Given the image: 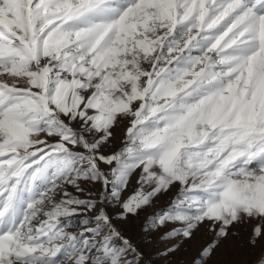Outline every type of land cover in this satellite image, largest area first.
Instances as JSON below:
<instances>
[{
  "label": "snow or ice",
  "instance_id": "6c2138e0",
  "mask_svg": "<svg viewBox=\"0 0 264 264\" xmlns=\"http://www.w3.org/2000/svg\"><path fill=\"white\" fill-rule=\"evenodd\" d=\"M173 189L164 256L264 250V0H0V264H140Z\"/></svg>",
  "mask_w": 264,
  "mask_h": 264
},
{
  "label": "rangeland",
  "instance_id": "374dc122",
  "mask_svg": "<svg viewBox=\"0 0 264 264\" xmlns=\"http://www.w3.org/2000/svg\"><path fill=\"white\" fill-rule=\"evenodd\" d=\"M134 183L135 180L133 179L127 191L123 194L125 197L132 193ZM83 186L86 191L90 190L94 194L99 191V185L85 184ZM175 191L176 190L173 189L172 192L167 195L159 197L151 208L140 214L139 218L130 219L119 225L123 234L128 237L138 251L142 253L140 264H180L181 252H177L173 256H164L163 252L166 247V242L160 239L161 234L159 232L144 231L142 227L148 215L159 208L168 206L170 200L175 195ZM110 211H114V209H110ZM71 219L73 220V227L70 230L79 231L80 217H72ZM245 231H247V228ZM206 238H208V234L205 231V227L202 226L196 234V241L193 243H197ZM262 254H264V250L259 246L254 249H249L242 237L241 240L236 243L230 242L227 247H221L209 261V264H258Z\"/></svg>",
  "mask_w": 264,
  "mask_h": 264
},
{
  "label": "bare ground",
  "instance_id": "6f19581e",
  "mask_svg": "<svg viewBox=\"0 0 264 264\" xmlns=\"http://www.w3.org/2000/svg\"><path fill=\"white\" fill-rule=\"evenodd\" d=\"M122 128H123V126H120V127H117V128H116L117 142L119 141V138L122 136ZM200 229H201V228H200ZM241 230H242V231H245L246 228L241 227ZM198 232H199V231H198Z\"/></svg>",
  "mask_w": 264,
  "mask_h": 264
}]
</instances>
